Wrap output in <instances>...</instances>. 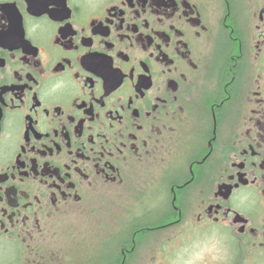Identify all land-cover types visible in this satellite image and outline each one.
<instances>
[{
  "label": "flooded vegetation",
  "instance_id": "1",
  "mask_svg": "<svg viewBox=\"0 0 264 264\" xmlns=\"http://www.w3.org/2000/svg\"><path fill=\"white\" fill-rule=\"evenodd\" d=\"M209 235L264 264V0H0V264Z\"/></svg>",
  "mask_w": 264,
  "mask_h": 264
},
{
  "label": "snow or ice",
  "instance_id": "2",
  "mask_svg": "<svg viewBox=\"0 0 264 264\" xmlns=\"http://www.w3.org/2000/svg\"><path fill=\"white\" fill-rule=\"evenodd\" d=\"M224 252L223 241L214 235H209L202 245L194 251L193 264H223L220 259Z\"/></svg>",
  "mask_w": 264,
  "mask_h": 264
},
{
  "label": "rangeland",
  "instance_id": "3",
  "mask_svg": "<svg viewBox=\"0 0 264 264\" xmlns=\"http://www.w3.org/2000/svg\"><path fill=\"white\" fill-rule=\"evenodd\" d=\"M95 225V230L90 228L89 226H94ZM94 225H88L85 226V229L87 232H94L96 236L102 235L104 236L105 231H106V224L105 220L104 221H99L98 219L95 221ZM101 240V238L98 239V242Z\"/></svg>",
  "mask_w": 264,
  "mask_h": 264
}]
</instances>
